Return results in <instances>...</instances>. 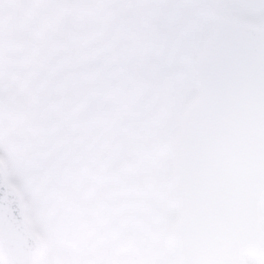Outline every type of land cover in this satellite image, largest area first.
Instances as JSON below:
<instances>
[{
    "label": "snow or ice",
    "instance_id": "6c2138e0",
    "mask_svg": "<svg viewBox=\"0 0 264 264\" xmlns=\"http://www.w3.org/2000/svg\"><path fill=\"white\" fill-rule=\"evenodd\" d=\"M0 264H264V0H0Z\"/></svg>",
    "mask_w": 264,
    "mask_h": 264
}]
</instances>
